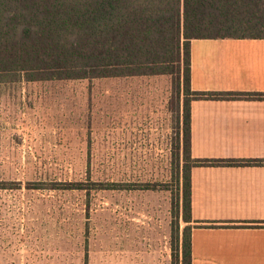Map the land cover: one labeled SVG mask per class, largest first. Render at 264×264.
I'll list each match as a JSON object with an SVG mask.
<instances>
[{"label":"rangeland","instance_id":"obj_1","mask_svg":"<svg viewBox=\"0 0 264 264\" xmlns=\"http://www.w3.org/2000/svg\"><path fill=\"white\" fill-rule=\"evenodd\" d=\"M174 86L170 75L0 83V264H175L173 228L189 224Z\"/></svg>","mask_w":264,"mask_h":264},{"label":"trees","instance_id":"obj_2","mask_svg":"<svg viewBox=\"0 0 264 264\" xmlns=\"http://www.w3.org/2000/svg\"><path fill=\"white\" fill-rule=\"evenodd\" d=\"M194 39H264V0H0V83L172 76L178 95L172 113L178 122L177 166L182 180L178 208L189 224L182 232L179 226L173 228L175 264H192V167L253 162L193 159V101L264 97L193 91ZM59 186L51 189H82ZM106 186L101 189H152L144 184Z\"/></svg>","mask_w":264,"mask_h":264},{"label":"crops","instance_id":"obj_3","mask_svg":"<svg viewBox=\"0 0 264 264\" xmlns=\"http://www.w3.org/2000/svg\"><path fill=\"white\" fill-rule=\"evenodd\" d=\"M195 92L264 94V39H194ZM192 264H264V97L192 103Z\"/></svg>","mask_w":264,"mask_h":264}]
</instances>
